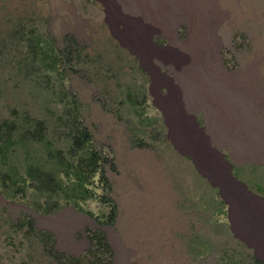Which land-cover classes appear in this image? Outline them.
Here are the masks:
<instances>
[{
    "label": "rangeland",
    "instance_id": "obj_1",
    "mask_svg": "<svg viewBox=\"0 0 264 264\" xmlns=\"http://www.w3.org/2000/svg\"><path fill=\"white\" fill-rule=\"evenodd\" d=\"M112 1L143 23L148 58L108 0H0V119L27 110L52 137L54 91L73 93L105 159L107 184L95 176L93 190L114 205L106 224L98 197L42 213L32 194L0 195V264H64L48 248L82 256L96 228L111 264H264V0H212L222 17L210 30L208 0ZM29 30L58 51L51 75L25 77ZM169 50L189 58L185 76L158 55ZM221 111L230 125L218 124ZM175 117L199 145L178 137Z\"/></svg>",
    "mask_w": 264,
    "mask_h": 264
},
{
    "label": "trees",
    "instance_id": "obj_2",
    "mask_svg": "<svg viewBox=\"0 0 264 264\" xmlns=\"http://www.w3.org/2000/svg\"><path fill=\"white\" fill-rule=\"evenodd\" d=\"M21 40L26 78L33 71L44 75L57 71L58 51L49 39L29 30ZM53 102L58 105V112L53 114L52 137L46 121L31 116L27 110L9 107L7 115L0 119V195L12 200L32 194L41 199L36 209L42 213L54 211L61 203L79 207L80 202L98 197L110 207L102 221L110 224L114 205L93 190L95 176L107 184L101 171L105 159L93 146L91 135L80 120L79 103L73 93L60 88L54 91ZM18 224L31 227V221L24 218L18 219ZM38 234L51 246L49 232ZM86 234L89 248L82 256L57 253L52 247L48 251L64 264H111L108 257H101L110 254L101 229H87Z\"/></svg>",
    "mask_w": 264,
    "mask_h": 264
},
{
    "label": "bare ground",
    "instance_id": "obj_3",
    "mask_svg": "<svg viewBox=\"0 0 264 264\" xmlns=\"http://www.w3.org/2000/svg\"><path fill=\"white\" fill-rule=\"evenodd\" d=\"M108 1H109L110 11L112 14V19H116L117 17L124 19L125 30L127 32L125 39L130 44L134 45L135 48L138 49L145 58H148L151 54L154 53V50L152 48H150L145 43V37H146L147 33H146L145 27L143 26V23L136 18H130V19L127 18V20H125L124 16L117 13L114 2L112 0H108ZM160 13L162 15V11ZM204 16H208V21H206V22H207V27H208V23H209L208 29L210 30L212 28V24L221 19L222 14L219 11V9L215 6L213 1L208 0L204 6ZM213 16H216V17L213 18ZM206 22L204 25L205 27H206ZM203 32H204V30H203ZM123 36H125V33ZM158 55L161 57L162 60L170 63L175 69H177L180 74H182L184 76L186 75L184 72L186 69L185 63L189 60L188 57H185L186 55H184L180 52L174 51V50H169L168 52L158 53ZM205 59H206V62L211 63V58H210L209 54H207ZM193 63H194V60H192V64ZM220 70L221 69H219L218 72H220ZM172 102H173V106L175 107V100L173 97H172ZM230 116L231 115H228L225 112L221 111L220 116L217 117L216 120L218 121V124L224 123L225 125H230L233 122V118H232L233 115L231 117ZM175 118H176L175 123L177 122L176 129L179 132L178 137L183 139V140H186V142L190 141V143L193 145H199V142H197V141L193 142L194 135L187 134L186 130H185L186 128L184 126L180 125V121L177 119V117H175ZM199 157H200L201 161L206 160L205 155H199ZM211 165L212 166H210L208 164L207 167L205 165L204 166H205V168H208V169H211L212 171H215V169H213V168L217 169V167L213 166V163H211ZM227 189H229V188H227ZM233 192H236V190H234ZM241 196H242V194H241ZM232 197H234V196L232 195ZM237 205L238 204H236V214L238 217H240L242 212H244V207H243L244 205L241 203L239 206H237ZM244 215H245V212H244Z\"/></svg>",
    "mask_w": 264,
    "mask_h": 264
}]
</instances>
